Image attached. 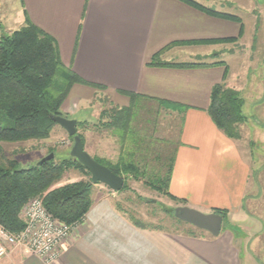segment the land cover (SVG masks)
<instances>
[{"label":"crops","instance_id":"crops-1","mask_svg":"<svg viewBox=\"0 0 264 264\" xmlns=\"http://www.w3.org/2000/svg\"><path fill=\"white\" fill-rule=\"evenodd\" d=\"M194 1L216 11L228 5L227 10L233 11L223 12L238 17L235 10L249 11L259 4L257 0ZM5 7L12 10V19L4 14ZM0 14V33L18 30L29 20L55 39L63 64L81 79L63 104L62 110L69 115L77 114L80 103H90L100 94H107L119 107L133 101L186 107L171 111L179 122V146L174 151L169 192L183 201L182 206L205 213L227 211L228 226L223 220L219 236L194 226L199 233L168 232L136 225L117 193L100 189L101 196L93 198L54 264H243L249 236L246 231L237 236L231 227L243 228L249 221L248 197L264 195L251 193L255 161L251 151L248 157L239 145L244 133L238 141L227 138L208 113L212 89L224 81L227 67L224 83L231 80L229 59L222 48L230 43L174 44L238 37L241 24L213 17L181 0H0ZM255 22L242 20V40L252 41V47L255 39L260 45V32H264V24ZM161 51L160 59L168 65H152V58ZM73 100L76 107L71 112ZM99 186L103 185L95 188H104ZM258 240L250 250L259 246ZM256 257L252 255L253 264H264ZM0 264L45 263L17 247Z\"/></svg>","mask_w":264,"mask_h":264},{"label":"trees","instance_id":"trees-1","mask_svg":"<svg viewBox=\"0 0 264 264\" xmlns=\"http://www.w3.org/2000/svg\"><path fill=\"white\" fill-rule=\"evenodd\" d=\"M186 4L213 17L235 21L241 24L238 37L174 44L200 45L236 42L242 38L244 27L240 17L221 13L203 6L194 0H181ZM162 51L155 54L151 64L165 66L160 59ZM177 67H192L194 64H172ZM228 76V67L224 81ZM215 85L211 92L208 113L217 128L231 140L242 139V127L248 116L244 113L245 100L241 93L226 84ZM81 79L66 67L53 37L27 20L26 24L11 33L0 36V225L7 231L18 234L25 228L22 211L34 197H44V206L54 218L67 225L81 222L92 206L91 174L75 158L60 162L50 160L23 166L18 159L5 155L4 144H23L48 140L57 125L53 117L61 116L62 107L74 85ZM133 101L132 103H134ZM113 109L104 127L118 137L122 147L133 142L132 121L136 114L133 105ZM167 110H184L186 107L161 101ZM105 114V112H103ZM79 126V124H78ZM85 147L86 139L80 135ZM73 141V138L70 137ZM139 143V142H138ZM136 141L134 144L138 146ZM136 150V149H135ZM51 152V151H50ZM97 162L110 168L125 180L122 190H127L128 179L143 180L147 169L136 159L137 153L130 149L122 153L118 161L92 156ZM174 152L166 157V166L150 173L145 184L152 190L183 203L169 192L174 164ZM41 160V159H40ZM38 160V163L39 161ZM78 169L90 177L88 181L68 183L56 187L67 171ZM227 220V211L215 209ZM174 215V214H173ZM136 225L145 226L133 219Z\"/></svg>","mask_w":264,"mask_h":264},{"label":"rangeland","instance_id":"rangeland-1","mask_svg":"<svg viewBox=\"0 0 264 264\" xmlns=\"http://www.w3.org/2000/svg\"><path fill=\"white\" fill-rule=\"evenodd\" d=\"M202 1L203 3L213 4V0H211L212 2H208L207 0ZM257 3L259 4H256V7L252 6L249 11L235 10V12L240 14L241 20L249 24L253 23L256 25L255 21L264 24V0H257ZM227 6H223L224 12L233 11L227 10ZM223 11L220 10L218 12L224 13ZM3 12L7 17L13 18V12L10 10V7H5ZM4 19L6 24L8 20ZM1 33H5L4 30H1ZM251 45L252 41L240 38L238 41L231 42L222 48L225 50L224 57L229 59L228 63L231 68V80H228L226 86L239 91L245 100L244 113L248 116V121L242 127L244 138L239 145L244 150L246 156L250 157L248 152L251 151V156L253 161H255V168H253L255 173L252 179V182L254 180L255 182L251 193L255 194L259 192L264 195V168H261L264 165L263 31L260 32V45L258 46L256 39L254 46L252 47ZM132 105L136 114L132 121V136L134 141L129 142V144L123 147L119 138L114 136L103 125V123L109 120L112 110L120 106L112 102L107 94H100L90 103L89 101L80 103L78 107L79 111L75 115H69L68 112L62 110L65 118L78 121V134L85 137V150L91 156L115 163L122 153L130 149V151L134 150L137 153L136 159L138 162L142 161V168L144 169L147 166L146 178L143 180L129 178L127 181L129 188L127 190L112 192L107 186L100 183L98 184L103 186L99 187L104 188H99L98 190L95 188L96 184H94L91 194L92 202L93 198L101 196L97 192H100V189H104L103 191L106 194L117 193L116 197H118L117 199L123 210L130 217L143 223L145 226L164 229L168 232H197L198 230L192 225L178 220L173 215L177 207L184 206L172 201L168 196L152 190L145 184L150 177V173L155 171V169H162L163 166H166V157H169L179 146V122L177 116L171 112L172 110L168 111L156 103L135 101ZM70 107L71 112H73L76 107V101L73 100ZM135 141L136 143L139 142L138 146L134 144ZM73 145L74 141L57 124L48 140L23 144H4V150L5 155L9 159H18L22 162L23 166H31L36 163L38 164V160L43 159L51 153L55 155L56 163L69 159ZM89 179L90 177L81 170L71 169L66 172L63 180L56 187L68 183L85 182ZM35 198H40L44 204V197H34L32 199ZM246 201L245 210L247 215L250 214V218L247 223H243L242 225L250 227V231L245 230V226L243 227L244 229L241 228L240 225H238V228L231 227V229L237 236H242L243 231H246L245 234L247 233L249 238L247 239L248 244L245 245L247 250L245 249L246 252H243V264H253L251 260L252 255L257 256L258 260H264V197H248ZM22 220L24 221L23 218ZM226 225L228 226V221H225ZM256 239H259V246L250 250L252 242Z\"/></svg>","mask_w":264,"mask_h":264},{"label":"built area","instance_id":"built-area-1","mask_svg":"<svg viewBox=\"0 0 264 264\" xmlns=\"http://www.w3.org/2000/svg\"><path fill=\"white\" fill-rule=\"evenodd\" d=\"M25 228L18 234L0 225V259L7 257L14 248L31 252L45 264H54L62 254L63 243L79 226L59 222L45 208L40 198L32 199L22 211Z\"/></svg>","mask_w":264,"mask_h":264},{"label":"water","instance_id":"water-1","mask_svg":"<svg viewBox=\"0 0 264 264\" xmlns=\"http://www.w3.org/2000/svg\"><path fill=\"white\" fill-rule=\"evenodd\" d=\"M73 138L74 145L71 149V157L75 158L91 174L93 184H103L113 192H120L125 185L123 177L116 175L110 168L97 162L86 150L81 136L78 134V121L57 116L52 118ZM53 153L41 159L38 165L53 160ZM175 218L188 223L200 230L209 232L213 236H219L223 227V217L217 213H203L196 209L184 206L175 209Z\"/></svg>","mask_w":264,"mask_h":264}]
</instances>
